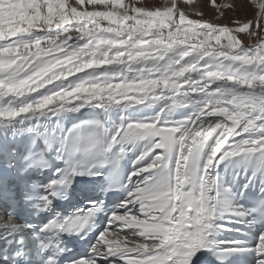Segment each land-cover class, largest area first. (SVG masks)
Segmentation results:
<instances>
[{"label": "snow or ice", "instance_id": "6c2138e0", "mask_svg": "<svg viewBox=\"0 0 264 264\" xmlns=\"http://www.w3.org/2000/svg\"><path fill=\"white\" fill-rule=\"evenodd\" d=\"M88 108L98 118L61 128ZM177 109L189 111L175 119ZM50 153L66 166L44 184L34 173L51 168ZM112 157L108 189L125 196L86 254L69 258L60 237L84 239L103 200L54 217L34 240L5 205L11 255L0 261L24 264L35 245L40 264H264V231L251 245L217 239L264 220V0H0V191L23 182L25 200L50 212L60 186L103 176ZM226 161L245 174L255 162L239 193L219 171ZM253 192L250 207L239 203Z\"/></svg>", "mask_w": 264, "mask_h": 264}, {"label": "bare ground", "instance_id": "6f19581e", "mask_svg": "<svg viewBox=\"0 0 264 264\" xmlns=\"http://www.w3.org/2000/svg\"><path fill=\"white\" fill-rule=\"evenodd\" d=\"M126 2H127V0H126ZM144 2L148 3V4H158L159 5V4H163L164 0H144ZM197 2L201 3V4H207L208 0H197ZM220 2H225V0H218V3H220ZM205 11L210 13V9H208V8H206ZM226 15H231V13H226ZM219 22L224 23L225 21L223 18H221ZM89 110L98 111V110H93V109L88 108V109H81V111L77 112V113H69L64 117V119L61 123V128L64 131H67L69 129V127L74 122H76L77 119L84 117ZM144 111H147L150 114L152 109H145ZM187 111H189V110L188 109H177L174 113L173 118L180 119L183 114L187 113ZM119 118H120V110L119 109L113 110V112L109 114V119L113 123H117L119 121ZM21 131H22V135L19 137V139L22 141L28 132H24L23 130H21ZM134 158H135L134 153L130 152L128 154V157H127V163H128L129 170L131 168V161ZM253 166H255V162H249L248 172H247V174H245V172L243 171V168H244L243 165H239V164L234 163V162L226 161L224 164L220 165L219 171H220L223 179L225 181L231 182L234 185V188H236L240 185H244L247 182V176L252 174L251 169ZM236 172H239L240 175L234 177V173H236Z\"/></svg>", "mask_w": 264, "mask_h": 264}]
</instances>
